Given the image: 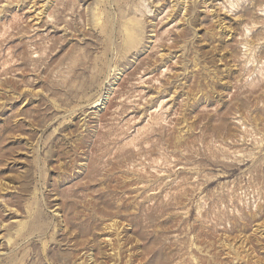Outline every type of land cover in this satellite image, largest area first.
<instances>
[{"label": "rangeland", "instance_id": "1", "mask_svg": "<svg viewBox=\"0 0 264 264\" xmlns=\"http://www.w3.org/2000/svg\"><path fill=\"white\" fill-rule=\"evenodd\" d=\"M0 264H264V0H0Z\"/></svg>", "mask_w": 264, "mask_h": 264}, {"label": "bare ground", "instance_id": "2", "mask_svg": "<svg viewBox=\"0 0 264 264\" xmlns=\"http://www.w3.org/2000/svg\"><path fill=\"white\" fill-rule=\"evenodd\" d=\"M30 1V0H29ZM35 4V3H34ZM23 5V4H22ZM36 5V4H35ZM34 6H31V7H28L29 9L31 8H33ZM36 7H34V9H35ZM38 8V7H37ZM41 8V7H40ZM42 8H43V6H42ZM47 8V7H46ZM49 8V7H48ZM28 9V10H29ZM31 9H30V11H31ZM27 10V11H28ZM42 10V9H41ZM40 11V10H39ZM39 11L38 12H35V10L34 11H32L33 13H32V18H31V20H28V18L29 17H27V21H30V22H32L33 24H32V26L33 25H38L39 26V28L40 27H42L41 25L43 24L42 22H44V20L42 21V18H40L41 16H40V14H39ZM207 12V11H206ZM31 13V12H30ZM25 14V13H24ZM28 14V13H27ZM44 15V14H43ZM46 15H47V13H46ZM40 16V17H39ZM46 17V16H45ZM30 19V18H29ZM43 19H45V18H43ZM17 20V19H16ZM45 20H47V19H45ZM177 20V19H176ZM179 20V19H178ZM28 23V22H27ZM45 23V22H44ZM41 24V25H40ZM44 26V25H43ZM31 27V26H30ZM36 28V27H35ZM41 29V28H40ZM153 36V35H152ZM157 37V36H156ZM157 39V38H156ZM159 40V39H158ZM168 41V40H167ZM150 46V47H149ZM148 47H149V50H147L148 52L147 53H149V54H153L152 53V51L154 50L155 51V49H153V47H154V41H151L150 42V45H149ZM147 49V48H146ZM157 53V52H156ZM156 53H154V54H156ZM158 54V53H157ZM156 54V55H157ZM148 55V54H147ZM160 55V54H159ZM154 56V55H153ZM158 56V55H157ZM143 57H145V55L143 56ZM151 58H153V57H151ZM150 59V58H149ZM154 59H155V57H154ZM145 60V59H144ZM145 62V61H144ZM143 59L142 58H137L136 60H135V63H134V68H133V72L134 73H137L138 71H140L141 69H142V67H143ZM174 63V62H173ZM172 64V63H171ZM133 72H132V75H133ZM170 72V71H169ZM139 73V72H138ZM136 75V74H135ZM157 77V76H156ZM127 79V78H126ZM132 79V78H131ZM150 79V78H149ZM153 79V78H152ZM155 81V80H154ZM153 81V82H154ZM142 83V82H141ZM142 94V93H141ZM111 103V102H110ZM109 105V104H108ZM107 108H105V110H106ZM110 109V108H109ZM98 110V109H97ZM104 110V111H105ZM101 112V111H100ZM105 113H107V110H106V112H104L103 114H105ZM108 115H109V113H108ZM107 115V116H108ZM102 116V115H101ZM104 116V115H103ZM102 116V117H103ZM99 117V116H98ZM104 118V117H103ZM103 118H101V119H103ZM101 119H100V121H101ZM107 119V118H106ZM108 120V119H107ZM104 121V120H103Z\"/></svg>", "mask_w": 264, "mask_h": 264}]
</instances>
